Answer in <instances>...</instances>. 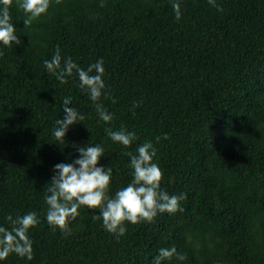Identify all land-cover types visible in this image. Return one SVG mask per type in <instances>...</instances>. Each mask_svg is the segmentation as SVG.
Masks as SVG:
<instances>
[{
  "label": "trees",
  "instance_id": "trees-1",
  "mask_svg": "<svg viewBox=\"0 0 264 264\" xmlns=\"http://www.w3.org/2000/svg\"><path fill=\"white\" fill-rule=\"evenodd\" d=\"M0 264H264V0H0Z\"/></svg>",
  "mask_w": 264,
  "mask_h": 264
}]
</instances>
